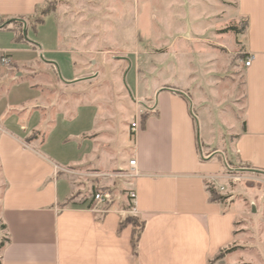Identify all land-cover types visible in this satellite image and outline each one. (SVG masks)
Returning <instances> with one entry per match:
<instances>
[{
	"label": "crops",
	"instance_id": "crops-1",
	"mask_svg": "<svg viewBox=\"0 0 264 264\" xmlns=\"http://www.w3.org/2000/svg\"><path fill=\"white\" fill-rule=\"evenodd\" d=\"M45 2L0 0V20H13L0 27L1 206L8 232L0 264H226L210 260L238 242L243 211L236 201L211 197L208 180L220 165L214 154L202 155L187 95L136 86L137 96L153 100H140L126 131L113 136L98 105L63 95L96 75H85L92 65L82 61L78 42L63 37L55 15L34 31L23 28V36L14 26ZM238 9L245 26L243 113L228 147L238 162L264 175V0H239ZM82 51L93 59L90 47ZM136 118L140 127L132 134ZM205 144L207 152L217 150L208 136ZM133 158L134 208L144 222L137 253L134 226L120 228L124 208L101 213L76 201L78 182L65 170L109 171L129 167Z\"/></svg>",
	"mask_w": 264,
	"mask_h": 264
},
{
	"label": "rangeland",
	"instance_id": "rangeland-1",
	"mask_svg": "<svg viewBox=\"0 0 264 264\" xmlns=\"http://www.w3.org/2000/svg\"><path fill=\"white\" fill-rule=\"evenodd\" d=\"M238 1L46 0L32 16L14 26L34 31L46 17L55 15L63 37L78 42L82 61L92 65L85 75H96L63 95L74 94L75 104L98 105L103 124L113 136L126 131L138 106L143 107L140 100H153L152 95L137 96L136 86L171 87L185 93L196 119L202 155L214 154L220 165L218 175L208 183L222 200L238 202L243 211L237 226L238 242L217 261L264 264V175L238 162L228 147L243 113L240 59L246 50ZM4 22L1 19L0 26ZM82 47L91 48L93 59L83 56ZM11 70L14 73L15 69ZM188 79L192 85L186 88ZM207 136L217 150L207 152ZM65 170L78 182L76 201L92 204L96 190L108 191L111 200L96 209L104 213L113 206L123 207L138 232L139 218L129 197L134 182L129 167L104 171L70 166ZM3 190L0 171V260L8 241L1 206Z\"/></svg>",
	"mask_w": 264,
	"mask_h": 264
},
{
	"label": "built area",
	"instance_id": "built-area-1",
	"mask_svg": "<svg viewBox=\"0 0 264 264\" xmlns=\"http://www.w3.org/2000/svg\"><path fill=\"white\" fill-rule=\"evenodd\" d=\"M251 61H252V56L250 54L246 59L242 60L245 66H249L251 64ZM2 62L7 64L10 62V59L6 56H3ZM139 127H140V120L136 118L135 120L131 122V125H130L131 133L136 134L139 130ZM136 168H137V160L136 158H133L129 161V169L131 170V174L133 175L134 178L138 175V173L135 171ZM135 196H136V193L133 188L132 190H130V193H129V197L131 198L133 203L135 200ZM92 200H93V203L90 204V208H92L93 210H97L96 208L98 205L111 200V194L108 191L98 189L96 190L94 194H92Z\"/></svg>",
	"mask_w": 264,
	"mask_h": 264
},
{
	"label": "trees",
	"instance_id": "trees-1",
	"mask_svg": "<svg viewBox=\"0 0 264 264\" xmlns=\"http://www.w3.org/2000/svg\"><path fill=\"white\" fill-rule=\"evenodd\" d=\"M11 21H13V20H11ZM11 21L4 22L0 27H5ZM241 29H243V28H241ZM20 35L23 36V31H20ZM146 116H147V113L145 112L142 117L145 118ZM208 189H209V191L211 193V197H212L213 200H221L223 198L220 194H218L215 191V189L212 186L208 185ZM133 220L134 219H132V218L126 217L120 223V228H122V227H124V226H126L128 224H132L134 226V228H133V235H132V244H133L134 253H137L138 240H139V236L141 234V231L143 230L144 222L143 221H139V223L137 224V226L139 227L138 228L139 230L137 232L136 231V226H135L136 224L133 222ZM220 258H221V253L219 255H217L213 260H210V262L216 261L217 259H220Z\"/></svg>",
	"mask_w": 264,
	"mask_h": 264
}]
</instances>
